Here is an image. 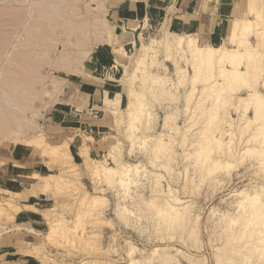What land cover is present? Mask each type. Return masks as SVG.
Returning a JSON list of instances; mask_svg holds the SVG:
<instances>
[{"label":"rangeland","instance_id":"rangeland-1","mask_svg":"<svg viewBox=\"0 0 264 264\" xmlns=\"http://www.w3.org/2000/svg\"><path fill=\"white\" fill-rule=\"evenodd\" d=\"M107 4L0 0V264H264L260 250L241 253L254 201L236 194L264 188V108L234 99L264 95V57H239L249 86L220 96L222 83L205 87L222 64L199 71L179 32L114 25ZM257 8L245 34L255 45L264 0ZM86 72L121 89L87 128L64 120L69 81ZM122 164L136 169L120 186L108 169Z\"/></svg>","mask_w":264,"mask_h":264},{"label":"crops","instance_id":"crops-1","mask_svg":"<svg viewBox=\"0 0 264 264\" xmlns=\"http://www.w3.org/2000/svg\"><path fill=\"white\" fill-rule=\"evenodd\" d=\"M107 5V13L114 25L124 24L132 28L140 20L149 25L170 27L180 34L194 36L196 45L200 47L222 44L231 47L229 37L233 20L252 18L248 13L247 0H108ZM249 38L256 41L254 35ZM93 74L75 75L69 81V95L66 93L64 99V120L74 116L72 121L85 128L90 126L88 121L99 114L100 110L95 108L103 100L104 93L121 90L117 84L102 81ZM107 126L95 125L97 131L94 136L101 128L106 130ZM81 131L85 132L84 129ZM99 137L89 141L88 147H99Z\"/></svg>","mask_w":264,"mask_h":264},{"label":"bare ground","instance_id":"bare-ground-1","mask_svg":"<svg viewBox=\"0 0 264 264\" xmlns=\"http://www.w3.org/2000/svg\"><path fill=\"white\" fill-rule=\"evenodd\" d=\"M247 3H248V8L251 9L253 11V13L255 12V15H258V17H259V13H261V12L258 11L259 8H257V5L259 3V0H247ZM261 4H262V2H261ZM254 18L256 19L257 17H253V18L243 17V18H238V19L236 18V19L233 20V24H232L231 31H230V37H229L230 38V43L232 44L231 47H227V46H225L223 44L220 45V46L200 47V46H197L196 45L195 37L194 36L187 35V34H180L179 37H180L181 40L186 39L188 41V44L191 47H193L196 51H200L201 52L200 53L201 56L199 57V62L196 63L198 66L200 65L199 66L200 67L199 68V71H200L201 68L203 69L202 71H205L206 70V68L204 70L203 66H206L207 67V66H210V65H212L214 63H216V64L218 63L220 65L222 64L220 66L219 70H218L219 72L216 71L218 73V74L216 73L218 75V78H217L216 74H215L214 77L212 76L213 74H211L210 77H212V80L210 79L211 82L209 83V85L207 87H205L206 89H208V91H209V89L216 91L215 87L212 85V84H215L216 81L218 83L219 82L222 83L221 84L222 87L219 88V91H221V93L218 92L220 96L223 95L222 92H224V90L225 91H228L229 89H232V90L237 91L239 89H242V87L244 85H246L244 87L249 86L248 84H249L250 72H249L248 67L246 66V64H248V63L242 62L240 64L241 58H239V57H242V55L251 56L252 54L259 55L261 58L264 57V51H263V49H261L262 48L261 46L264 45L263 42L260 41L258 43V45H255L246 36L247 35L246 32L248 31L247 33H249V30L251 29V27L254 24L253 23L255 21ZM262 19L260 20V23H262V21H263ZM252 30H253V27H252ZM227 64H228V66H226ZM201 65H202V67H201ZM238 65H240V67ZM243 66H246L247 68L245 70H243L242 69ZM217 67H219V66H217ZM258 69H259L260 74L262 75V79L264 80V64H263L262 67L260 66ZM160 76H162V75H160ZM160 76H157L158 79H159ZM157 77L155 76V78H157ZM203 77L205 78V75ZM160 79H161V77H160ZM207 79L208 78H206V81H207ZM217 82H216V84H217ZM205 88L203 90H201V91H205ZM250 89H251V87H250ZM105 94H106V92H105ZM252 94H253V96L251 97L249 91H248L247 94H244V92H242L241 94H236L234 96V99L235 98L236 99L237 98H242V100L243 99L245 100L244 101L245 103L248 101L247 99H249V101L251 100L252 103H253V106H252V104H250L251 102L249 103L250 105L249 104H245V105L252 106V107L255 106L253 110L255 111L256 114L254 113V116L255 115L258 116V115H260V113L262 114L264 112V111L262 112V110H261V109L264 108V95H259L260 93L259 94H256L255 91ZM217 97H219V96H217ZM217 97H215V98H217ZM238 101H239V99H238ZM214 102H215V100H214ZM13 105L15 107V104H13ZM21 111H22V109H21ZM214 112H216V110L213 111V114H214ZM254 116H252V117H254ZM257 116L254 117V118H257ZM166 117L170 118L171 115L169 116V114H166ZM252 117L250 115L248 116V118L251 119V120H252ZM232 119L234 120L233 117H230L229 121H232ZM127 136H128V134H127ZM206 138L204 140H206ZM208 139L210 140V137L207 138V140H206L209 143L210 141ZM42 140L40 139L38 141H35L36 142V145L37 146L40 145L43 142ZM158 140H157V142H158ZM161 141H162V139H161ZM161 143H163V141ZM161 143H157V144H161ZM164 143H165V145H167L166 144L167 142H164ZM164 143L161 144V146L164 145ZM200 145H201V143H200ZM52 146L53 147H56L58 145H53L52 144ZM200 147L201 146H199V148ZM44 151H46V149H43V152ZM44 154H45V152H44ZM215 161H217V160H215ZM227 164H229V163H227ZM120 167H121V169L120 170H117V171H113V169H112V171H110L111 168H109L108 169V172H110V174H114L115 175L116 178H115L114 181H116V182L118 181V183L120 182L119 185L121 186V185H124L125 184L124 182L126 181V179H128V178H126V177H128L126 175H129V173L131 172V169H136V167L130 166V165H127V164H122ZM120 167H118V168H120ZM125 185H127V182H126ZM254 186H257V185H254ZM124 189L126 190V188H124ZM262 192H264V188H262V186H257V188H253L251 190H248V188L247 189L246 188H243V189H240V190H238L236 192L237 196L239 195V197H240V200H239V204L240 205L245 200L246 201L250 200L252 202L254 201V203H256L255 205H253L254 203H252L253 210H251V212L253 211V214H252L253 216L251 214L250 215L253 218H249L253 222V223L251 222L253 225L251 224V226H250L252 228H250L248 230V232H247L248 235L246 236V238L244 239V242L242 244V245H244L243 250H242L244 252H241V253H243V256L244 257L247 255L246 252L249 251V250H254V251L255 250L256 251L257 250H260L261 252H257V253L258 254L261 253L264 256V237L262 235V233H264V197L262 196ZM103 198H104V196H102L101 199L100 198H96L95 199V202L97 201V202L101 203L102 200H103ZM176 200H177V204H180V201L181 200H179L177 198H176ZM171 208H172V206H170V209ZM165 209H167V208H165ZM249 222H248V224H249ZM51 232H54V230H51ZM241 236H242V234H241ZM157 247L155 246V248H153L152 250L149 251L150 254L148 255V257H152V256L155 257V255L157 257V254L159 255L160 250H158L159 247L158 248ZM163 247H161L160 249H162ZM133 248H134V246H131L130 247V245H129V250H128L129 253L135 249V248L134 249ZM261 254L258 255V256H262ZM154 257H152V258H154ZM126 264H137L136 263V258H134V257L131 258L130 257L129 261ZM190 264H192V262Z\"/></svg>","mask_w":264,"mask_h":264}]
</instances>
